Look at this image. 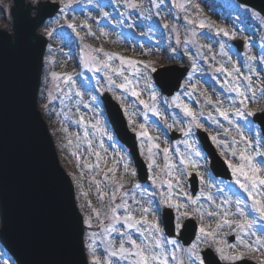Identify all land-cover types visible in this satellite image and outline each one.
Segmentation results:
<instances>
[{
	"label": "rangeland",
	"instance_id": "obj_1",
	"mask_svg": "<svg viewBox=\"0 0 264 264\" xmlns=\"http://www.w3.org/2000/svg\"><path fill=\"white\" fill-rule=\"evenodd\" d=\"M26 1L35 6V0ZM132 3L137 5L135 9L129 6ZM156 3L161 5L159 9L154 6L152 0H65V4L68 5L65 13L58 15L60 13L58 11L57 16L39 30L47 38L45 55L49 59L43 65L37 104L55 142L63 168L71 178L76 176L80 182L78 187L72 178L75 185L76 203L83 219L91 212L87 207L88 202L100 211L103 221L104 214L108 211L109 204L112 203L110 197L113 191H116L117 195L115 203H120V197L124 192L135 190L136 199L141 200L144 207H150L147 217L149 222L153 218L160 222L162 209L168 208L163 202L166 197L170 198L169 202L173 205H183L184 207L179 209L169 208L174 214V226L178 218L181 224L186 218L192 219L197 226V233L192 243H197L201 224L206 228L215 229L219 220V217L207 215L210 210L219 211L216 205L225 199L224 193L219 192L218 189L223 188L233 201L237 197L246 201L244 197L247 195L235 183L232 173L231 181L228 183L206 175L203 166L201 167V162L206 157L201 154L202 150L196 138L195 129L203 131L208 136L226 166V159L234 164L240 163L239 152L237 157H232L230 154L222 156V146H217L211 140V136L215 135L218 140L231 144L233 139L239 140L236 131V126H239L249 139L259 138L255 125L250 123L251 118L240 119L234 115V109L239 106L241 98L224 82L235 80L250 101L249 109L255 112L264 109V92L261 91L264 89V64L260 63L261 58H264V20L252 11L234 5L232 0H156ZM196 4H199V10L194 7ZM11 6L12 0H0V28L5 30L11 28L9 14ZM189 21L192 22L189 23ZM69 23L76 25V31L67 26ZM201 23L205 25L203 28L200 27ZM82 25H87V27H82ZM220 28L226 29L229 33L234 32L235 37L231 35L226 37L223 33L217 35V30ZM89 29L92 35L87 34ZM46 30L53 33L51 37L46 35ZM235 41L242 42V51L238 52L233 47ZM221 44L224 46L223 52L227 55L221 54ZM246 44L248 47H245ZM101 48L104 52L123 56L126 60L151 61L154 66L186 67L188 68L187 76L181 82L179 92L171 98L161 96L155 87L158 93L155 102L150 99L143 79H139L137 90L142 92L140 99L149 105H155L157 111L161 113L160 116H156L145 109L130 92L122 91L114 86L108 90L106 73L111 75L117 83L123 82L122 77L116 76L102 66L100 71L89 70L95 68L97 61L100 60L106 61L113 68L123 67L126 69L125 75L131 71L126 64L121 65L115 56L108 60L97 51ZM248 55L256 59L248 60ZM221 66L225 68L224 72L217 71ZM233 66L239 68L240 73H233L229 76L228 73L232 72ZM137 67L143 70L142 64ZM53 72L57 73L61 79L54 80ZM64 74H71L72 81L66 83L63 79ZM245 77H251L255 96L247 89L248 80ZM130 79H134L136 83L135 78L130 77ZM76 92L81 95L76 96ZM103 93H107L122 108L129 130L136 133L140 155L148 169L146 188L135 189L136 176L131 175V172L135 170L127 151L113 142L114 137L99 103V98ZM177 96L179 99L173 102V98ZM209 98L212 104L207 103ZM165 100L167 103L164 102ZM218 102H222V105ZM185 104L196 114L197 119L203 125L202 128H196L191 123V117L184 114L182 105ZM215 106H222L223 109L229 111L233 125H229L228 121L219 115ZM209 113L214 119H209ZM80 117L84 119L83 124L79 122ZM97 121H99L98 127L102 129V132L92 127ZM169 124L173 127L169 128ZM141 125L152 137L151 143L147 138L137 136V132L141 131ZM189 127L192 128L193 135L186 138L181 129L187 130ZM225 129L230 130L228 134H225ZM86 131L87 140L85 139ZM173 132L180 134V138L171 141L170 137ZM259 139L264 141V138ZM69 140L72 141L71 144L68 143ZM89 140L92 142V151L100 152L99 168L89 167L97 162L94 154L89 155ZM101 142L103 149L100 148ZM156 143L160 145L159 149L152 147V144ZM240 147L243 145H237V148ZM150 148L151 154L149 153ZM164 148L169 149L167 164H170L171 168L166 166ZM227 151L230 153L232 148L230 147ZM196 152L200 155L196 156ZM73 153L77 155L74 156ZM150 155L151 159L155 160L152 170L148 167ZM182 157L185 160L184 163H181ZM189 161L198 164L197 169L190 170L195 173L198 186V192L194 197L189 193L187 182ZM255 162L259 166L261 162H264V156L255 157ZM125 163L129 165L127 173L123 167ZM109 165L116 168V183L111 182L112 174L109 172H107L109 180H105L104 169ZM103 172L104 174H100ZM169 172L171 176L168 175ZM197 172L200 175H197ZM153 180H155V186H153ZM97 182L100 184L99 190ZM117 183H123L124 187L117 190ZM169 183L173 185L171 191L168 189ZM259 191L260 189H257L258 193ZM81 192L87 195H81ZM101 195L104 197L103 200L99 198ZM207 196H212L215 203L205 199ZM189 197L199 198L197 204L193 205ZM131 203L132 201L129 200V204ZM247 203L244 205H251L250 200ZM133 207L137 206L133 205ZM224 207L234 211L232 204H224ZM197 208L200 212H194L190 217H180L183 211ZM245 210L257 218L258 222L253 231L258 235H264V221H259L258 216L255 213L252 214L248 207ZM201 212L203 213L202 220L200 219ZM133 214L139 218L138 210ZM92 219L93 229L91 231H99L95 216ZM84 229L86 247L87 233L90 230L85 225ZM229 237H233L232 243L228 242ZM133 238L139 239L135 232H133ZM216 239L226 241V243L216 244L213 248L204 246L198 249L200 254L205 249H210L221 262H236L222 258L221 254L214 250L223 248L224 257L232 255L233 250L229 248V245L239 244L235 230L228 228L218 230ZM244 239L255 240V237H244ZM191 244L188 247H182L178 242L179 247L175 250L176 260L171 261L170 264H178L181 259L185 264H189L187 250ZM168 250L171 253L172 246H168ZM240 250L244 251L243 248ZM244 259L260 264V261L264 260V249L253 251ZM0 264H13L1 248Z\"/></svg>",
	"mask_w": 264,
	"mask_h": 264
},
{
	"label": "water",
	"instance_id": "obj_2",
	"mask_svg": "<svg viewBox=\"0 0 264 264\" xmlns=\"http://www.w3.org/2000/svg\"><path fill=\"white\" fill-rule=\"evenodd\" d=\"M237 1L264 17V0ZM14 3V35L0 32V240L18 264H85L81 223L74 209L72 191L57 167L35 110L45 46L35 30L45 17L53 16L56 11L53 7L45 8L31 19L29 10L22 9L23 0ZM179 72L168 69L154 74L164 94L170 96L178 89L185 70ZM103 102L119 140L129 148L139 175L144 178L134 137L127 132L119 108L106 95ZM254 121L264 135V113L255 116ZM198 137L216 166L217 159L207 138L202 133ZM69 202L74 213L71 219ZM168 216L169 212L166 213L169 222ZM194 232L193 223H188L181 236L185 245L193 239ZM206 258L207 264H216L210 255ZM209 258L214 262L210 263Z\"/></svg>",
	"mask_w": 264,
	"mask_h": 264
},
{
	"label": "snow or ice",
	"instance_id": "obj_3",
	"mask_svg": "<svg viewBox=\"0 0 264 264\" xmlns=\"http://www.w3.org/2000/svg\"><path fill=\"white\" fill-rule=\"evenodd\" d=\"M154 6L159 9L161 5L156 3V0H152ZM131 8L135 9L137 5L132 3L129 5ZM53 7V10H58L61 14L65 13L66 8L68 7L65 4V0H47L46 3H41L40 0H35V6L33 7V11H36L38 14L45 8ZM194 7L199 10V4L194 5ZM158 14V13H157ZM39 20V15H38ZM192 21H189L191 23ZM73 31H76V25L69 23L67 25ZM167 27V25H164ZM205 25L203 23L200 24V27L203 28ZM82 27H87V25H82ZM223 33L224 36H232L235 37V33H229L226 29L220 28L217 30V35ZM51 31L46 30V35L51 37ZM88 35H92L91 30L89 29ZM79 36V32H77ZM83 39V37H80ZM179 43V40H177ZM221 54L227 55V53L223 52V44H221ZM245 47H248L246 44ZM103 56L107 57L108 60L113 59L115 56L121 62V65H127L130 72L125 75L126 69L123 67L113 68L106 61H97V66L95 68H90L89 70L100 71V67L109 69L110 72L114 73L116 76L122 77L123 82L117 83L115 79L111 75L105 74L108 79V90H111L113 86L115 88L121 89L125 92H130L133 97H136L139 100V103L144 106L145 109H148L153 113V115L160 116L161 113L157 111L155 105H149L143 99H140L142 92L137 90L139 79H143L145 84V89L149 91L150 99L155 102L157 100L158 93L155 89V84L153 82L152 73L157 71L156 67L153 65V62L148 61H138L134 59H125L123 56H118L116 54H110L104 52V50L98 49ZM256 58L248 55V60H255ZM261 64H264V58L260 60ZM143 65V70L137 65ZM193 70H195V66H193ZM217 71L224 72L225 68L221 66L217 69ZM233 73L239 74L240 69L233 66L232 72H229L228 75L232 76ZM139 74V75H138ZM133 77L136 79V83H134V79H130ZM52 78L54 80H59L61 77L53 72ZM63 79L66 83L72 81L71 74H64ZM248 80L247 89L252 91L253 96H255L254 85L251 81V77H245ZM225 84H228L231 87V90L236 93L241 99L239 101V106L235 107L234 115L240 119H246L247 117H253L256 115L254 110L248 108V104L250 103L247 95L244 91H241V88L238 84L233 81H225ZM58 87V85H57ZM194 90V89H193ZM264 92V89L261 90ZM76 96H80L79 92L75 93ZM179 97H174L173 102L178 100ZM51 102V101H50ZM167 103V101H164ZM208 104H212V100L209 98L207 100ZM218 104L222 105V102H218ZM180 107L181 105H177ZM88 107V105H85ZM183 112L186 116L191 117V123L195 125L196 128H202L203 125L197 119L196 114L192 111L188 105H182ZM216 111L219 113L224 120L228 121L229 125H233V120L230 118L229 111L223 109L222 106H215ZM209 119H214L212 114L209 113ZM79 122L81 124L84 123L83 117H80ZM218 123V121H215ZM251 123V122H250ZM99 121L96 122L92 127L96 128L97 131H101L98 127ZM141 131L137 132V136H142L147 138V140L151 143L152 137L149 136L147 130L143 125L140 126ZM169 128H172L173 125L169 124ZM222 127V125H221ZM65 131H67L65 129ZM182 134L187 138L193 135L192 128L189 127L187 130L181 129ZM229 129H225V134L229 133ZM237 134L239 135V140L233 139L231 144L226 141L218 140L217 136H211V140L217 144V146H222L221 155H231L232 157H237L240 163L234 164L231 160L226 159V163L229 169L232 171V175L235 178V183L239 186V188L247 195V199L251 201V205H244V201H242L239 197H237L234 201L231 197H228L227 193L223 188L218 189L219 192L224 193L225 199L220 204L216 205L219 211L213 209L207 212L209 217H219L218 222L216 223L215 229L206 228L203 224L199 227V236L197 237V243H192L190 248L187 250V257L189 264H206V257L202 256L198 249L207 246L208 248H213L214 245L219 243H226L223 240H217V231L225 228L234 229L237 240L239 241L238 245L230 244L229 248L233 250V254L227 257H224V249L223 248H215L216 252L221 254L222 258H227L232 261L243 260L246 255H249L253 251H261L264 249V235H258L257 232L253 231V229L257 225V218L251 216L249 212H246L245 208L248 207L251 209V213H255L258 216L259 221H264V162L258 166L255 162V157L264 156V141L259 138L249 139L245 136L244 132H242L239 126H236ZM88 133L85 132V139L87 140ZM69 144L72 143L71 140L68 141ZM242 144L243 147L237 148V145ZM103 143H100V148L103 149ZM152 147L157 149L160 148L158 143L152 144ZM190 147V146H189ZM232 148V151L228 153V149ZM88 149L89 155L94 154L96 157V164L90 165L92 168L100 167V152L92 151V142L88 141ZM166 166L171 168L170 164H167L168 160V148L163 149ZM149 153L151 154V148L149 149ZM76 156V153H73ZM196 156H199L200 153L196 152ZM149 170H152L155 165V160L151 159V155L149 156ZM77 160L79 157L77 156ZM185 160L182 157L181 163H184ZM79 166V164H78ZM188 166L192 169H197L198 164L189 161ZM125 173L128 172L129 165L125 163L123 165ZM108 172L112 174L111 182L116 183V168L108 169ZM132 176H135V171L131 172ZM171 176V172L168 173ZM197 175H200L197 172ZM74 181H76L77 186H80V182L76 176L72 177ZM242 178V179H241ZM105 180H109L108 173H105ZM153 186H155V180H153ZM100 184L97 182V189L99 190ZM124 187L123 183H117V190L122 189ZM173 185L171 183L168 184V189L171 191ZM141 186L137 183L135 185V189H140ZM257 189H260L259 193ZM81 195L86 196L87 193L81 192ZM103 200V196L99 197ZM168 197L163 201L168 208L176 207L177 209L184 207L183 205H173L169 202ZM197 199H193L189 197L191 203L193 205L197 204ZM205 199L213 201L212 196H207ZM112 203L108 206V211L104 214V220H108L109 223L105 224L101 220V213L99 210L92 207L91 202L87 203V207L91 210L90 214L84 218V225L90 231L87 233V244L86 248L88 251V258L85 264H170L171 261L176 260L175 250L179 247L177 239H169L164 234V229L160 226V222L153 218L151 222L148 220V214L150 212V207H144L141 200L136 199V191L130 190L128 192H124L120 197V203H115L117 200L116 191H113L110 197ZM129 200L132 201L129 204ZM224 204H232L234 207V211L224 207ZM133 205L137 206L136 208ZM139 211V218L134 215L135 211ZM194 212H200V209H187L180 213V217H190ZM110 213V215H109ZM74 215L73 210L71 208V204L69 202L68 205V216L71 217ZM95 216L96 221L99 224V231H91L93 229V219ZM200 219H203V213H200ZM119 226V227H118ZM182 228V224L178 222L175 225L176 233L179 235V231ZM133 232L137 234L139 239L133 238ZM244 237H255V240H245ZM168 246H172L173 251L169 253ZM243 248L244 251L240 249ZM103 257V259L101 258ZM178 264H185L184 260L181 259ZM260 264H264V260L260 261Z\"/></svg>",
	"mask_w": 264,
	"mask_h": 264
}]
</instances>
